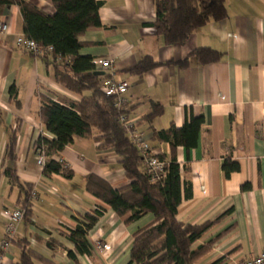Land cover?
<instances>
[{
    "label": "crops",
    "instance_id": "1",
    "mask_svg": "<svg viewBox=\"0 0 264 264\" xmlns=\"http://www.w3.org/2000/svg\"><path fill=\"white\" fill-rule=\"evenodd\" d=\"M48 14L53 0H26ZM101 26L88 28L79 39L80 55L110 58L113 66L101 76L126 81L127 117L135 130L167 160L173 155L190 181V197L178 207L176 218L185 224L217 221L195 244L208 249L195 264H236L264 252V0H225L228 16L210 21L183 44L167 45L156 29L147 26L156 16V0H100ZM0 21L9 33H0V240L8 213L21 207L22 189L5 170L13 168L20 183L33 184L31 216L18 225L16 240L4 264H17L20 242L53 264H128L133 236L153 223L152 213L126 224L124 219L86 189L91 174L105 178L118 189L130 184L121 157L111 148H100L92 136L76 135L72 144L57 153L56 160L73 171L45 176L34 144L40 135L54 136L44 126L39 110L45 93L67 105L80 102V94L55 77L56 64L65 60L33 56L16 45L24 33V17L18 5L6 8ZM209 47L223 53L216 62L202 63L190 53ZM145 56L162 63L143 75L133 69ZM188 58V64L177 62ZM67 61V60H66ZM174 61V63H166ZM15 91V95L14 92ZM153 103L162 112L151 121ZM204 116L198 145L190 150L155 140L154 130L182 127L190 116ZM15 141V158L8 147ZM232 156L240 170L226 176L224 157ZM249 183L251 187L242 189ZM103 209L88 233L92 255L80 254L68 234L77 219ZM106 244L104 250L96 246ZM72 250L77 259L68 255Z\"/></svg>",
    "mask_w": 264,
    "mask_h": 264
},
{
    "label": "trees",
    "instance_id": "2",
    "mask_svg": "<svg viewBox=\"0 0 264 264\" xmlns=\"http://www.w3.org/2000/svg\"><path fill=\"white\" fill-rule=\"evenodd\" d=\"M53 3L55 12L48 14L26 0H0V15L6 8L18 5L24 17L25 35L42 47H53L51 52H45L40 57L51 56L53 60H65L55 66L57 81L74 92H89L80 102L72 105L59 102L49 94H40L39 114L47 131L54 136L50 139L40 135L34 144L36 151L43 150L47 159L43 174L48 177L52 174H62L71 179L73 171L54 156L72 144L76 135L92 136L96 130L98 135L95 140L101 143L100 148L114 149L121 157V164L131 182L116 189L105 178L91 174L86 180L87 191L109 205L126 224L148 213L155 217L153 223L135 232L128 264H195L197 259L206 253L208 244L197 248H194V244L220 218L202 225L178 221V207L184 198L190 197L191 185L190 181L183 178L182 168L176 156L173 155L167 160L164 154H158L166 163L165 177L161 181L152 182L144 157L120 121V115H127L129 109L118 108L115 105V97L103 92L101 76L94 74L97 69L94 58L79 54L82 47L80 35L88 28L102 24L99 13L102 1L53 0ZM155 5V19L146 25L154 27L167 45L183 44L196 30L210 21H221L228 16L225 0H156ZM190 57H195L202 63H211L219 61L223 53L202 47L193 50ZM172 62L174 63H166ZM177 63L186 66L188 58ZM161 64L151 56H145L133 71L143 75ZM106 78L111 77L108 74ZM13 92L15 95V91ZM153 105V111L148 116L150 121L162 112L160 104ZM204 121L203 115L190 116L180 128L172 124L166 129L154 130V138L169 142L173 151L179 146L186 150L193 149L198 145ZM14 144L15 141L8 147L11 160L16 156ZM222 168L226 176H230L240 170V164L233 160L232 156H227L224 157ZM5 172L10 180L22 189L23 197L20 203L25 209L24 219L28 221L31 216V194L34 186L30 183H20L11 167ZM250 187L249 183L242 185L244 190ZM102 212L103 209H98L93 214L88 213L82 219H77V227L69 232L68 238L78 253L92 255L88 233ZM20 246L21 254L17 264H53L30 248L27 240L23 239ZM68 255L77 259V253L72 250L68 251ZM223 262L224 258H220L211 264Z\"/></svg>",
    "mask_w": 264,
    "mask_h": 264
},
{
    "label": "built area",
    "instance_id": "3",
    "mask_svg": "<svg viewBox=\"0 0 264 264\" xmlns=\"http://www.w3.org/2000/svg\"><path fill=\"white\" fill-rule=\"evenodd\" d=\"M0 33L8 34L9 26L7 22L0 21ZM16 45L24 49L25 51L31 52L36 57H40L45 52H51L52 46L42 47L35 40L28 38L26 35H18L16 38ZM96 67H100L102 70H110L112 68L113 61L110 58H99L94 60ZM101 87L103 92L108 96H114L116 99L115 105L120 108H126L128 100L125 94L128 90V84L126 81H117L112 78H102ZM120 121L124 124L125 128L132 137L134 143L137 145L147 167V172L151 177L152 182L161 181L165 177L166 163L161 160L158 156V152L151 147V145L135 130V125L130 121L125 114L120 115ZM38 163L40 166H45L47 161L44 151L39 152ZM64 164V163H63ZM66 166V164H64ZM25 209L18 207L11 210L8 213V222L5 228L4 237L0 240V264H4V257L9 252L12 242L16 239L18 225L24 219ZM99 250H104L106 244L98 242L96 244ZM236 264H264V252L260 253L254 258L242 260Z\"/></svg>",
    "mask_w": 264,
    "mask_h": 264
},
{
    "label": "water",
    "instance_id": "4",
    "mask_svg": "<svg viewBox=\"0 0 264 264\" xmlns=\"http://www.w3.org/2000/svg\"><path fill=\"white\" fill-rule=\"evenodd\" d=\"M94 74H95V75H98V76H103V75L105 74V72H104V71L96 70V71L94 72Z\"/></svg>",
    "mask_w": 264,
    "mask_h": 264
}]
</instances>
